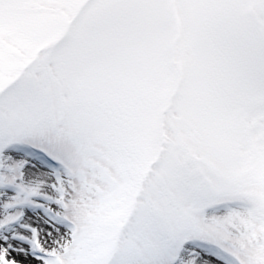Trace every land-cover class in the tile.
<instances>
[{"label":"snow or ice","instance_id":"snow-or-ice-1","mask_svg":"<svg viewBox=\"0 0 264 264\" xmlns=\"http://www.w3.org/2000/svg\"><path fill=\"white\" fill-rule=\"evenodd\" d=\"M0 264H264V0H0Z\"/></svg>","mask_w":264,"mask_h":264}]
</instances>
